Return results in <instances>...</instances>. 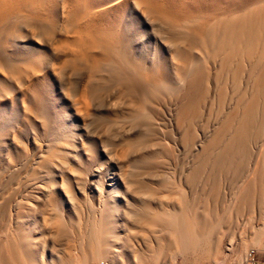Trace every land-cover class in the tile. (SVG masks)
<instances>
[{"label":"bare ground","instance_id":"1","mask_svg":"<svg viewBox=\"0 0 264 264\" xmlns=\"http://www.w3.org/2000/svg\"><path fill=\"white\" fill-rule=\"evenodd\" d=\"M174 1L0 0V111H4L8 105H15L17 99H20L26 114L24 97L29 89L43 86L48 75L51 77L52 74L59 75L61 82L66 81L68 84L69 81L73 82L72 92L77 91L80 95H86L89 91L94 92L95 106L99 107L98 109H105L108 113L115 115L128 108L129 111L132 110L135 118H140L144 114L141 109H144L146 116H143V124L141 120L139 121L145 125L144 131L149 130L143 134L146 135L147 142L144 147L146 146V149L148 147L149 152L146 154L143 151L145 154L141 158L150 159L163 155L166 159L171 148L169 142L173 140L165 135L163 127L168 130L165 122L170 124L173 122L178 127L177 131L181 132L180 140L175 139L174 145L175 143L179 145L182 151L189 152L193 149L195 151L197 161L192 174L202 170L204 166L206 168L207 165H211L215 170L217 167L229 169L233 166V173L242 177V185L235 196L238 210L246 206L254 194L257 197L264 186V0H247L243 7L232 8L229 11H214L201 18L194 17V8L185 10L179 8L177 12L173 11L171 4ZM130 2L135 3L143 15L147 14L157 23L167 26V36L161 37L164 40L160 38L164 47L161 51L166 53L163 57H158L154 45L147 44L148 33L128 34L124 32L126 30L120 29L123 12L127 11ZM27 42L35 46L34 60L28 56ZM138 47L142 49L139 53ZM110 81L112 87L107 84ZM101 84L106 87L103 92L99 88ZM161 90L170 92H167L168 100L166 99V103L163 104L161 116H158L148 103L158 100ZM175 90L179 92L176 93ZM161 95L164 98V95ZM73 103H76L75 109L80 111L78 104H85V99L79 97V101L74 99ZM156 104L158 101L154 103L155 106ZM202 108H207L209 115L215 110L213 122L218 121V124H215L216 127L212 131L209 128L202 130L200 132L202 135L199 136L191 124L203 116ZM2 122L0 120V134L2 132L0 174L6 175L7 178H4L9 180L14 175V169H18L16 168L18 164H21V167L25 165L23 163L25 157L12 152L14 136L12 133L3 132ZM157 127L162 131L163 142L157 139L160 137H153L157 135V130H154ZM52 131V135L45 139V148L40 146L39 163L55 166L60 178L59 183L63 184L69 181L76 171L74 163L80 159L82 152L63 150L61 140L65 139V135ZM7 132L10 131L7 129ZM131 132L129 128L128 135ZM251 144L254 149L253 159L250 167L245 170L242 165L249 155ZM93 166H96L92 169L93 175L99 171L97 173L99 181L95 186L100 188L96 192L103 199L99 204V216L93 215L90 224L81 225L89 228L80 227L84 230L89 229L88 241L84 243L81 255L74 257L75 261L79 262L80 257H85L93 249L103 250L100 249L101 246L106 245L108 246L104 247L106 250L95 256L102 260L105 257L110 258V262L116 263L115 259L124 253L122 254L123 248L121 249L118 244L119 238H114L116 237L114 234L120 230L119 228L128 231L131 228L129 225L137 226L138 221L153 230L157 227L168 230L174 237L171 240L179 244L178 250L181 247L183 249V245L190 246V243L198 242L199 235L204 236L207 243H212L211 225L203 220L204 214L209 210L205 212L204 209L201 211L195 208L191 212L192 210L186 208V203L189 202L186 197L180 198L177 200L178 203L174 204L169 203L170 201L167 203L164 198L155 201L153 196L156 190L159 189L162 193L169 191L166 187L168 178L156 182V187H149L147 183L148 189L145 188L141 193L137 192L140 196L138 200L126 196L120 199L119 186L122 179L120 172L110 167L103 168L99 163H93ZM89 170L86 165L83 168L81 166L78 184L90 180ZM44 172L43 177L47 179L43 181V187L50 181L57 184L53 178L54 172L51 170ZM217 185L214 182L212 186L217 189ZM90 188L91 191H95L92 185ZM37 193L36 199L40 200L41 194ZM64 195V205L67 207L68 203L72 204L74 196L70 193ZM160 196L165 197L166 194ZM200 201L194 200L195 203ZM261 207L258 205L257 208ZM22 208L26 209V212L22 211L24 214L14 217V233L7 237V240L4 239L5 244L9 242L10 245L11 239L13 240V245H17L19 251L12 244L11 247L16 248L17 252L13 250L18 253L17 256L21 257L23 263L42 264L39 262L38 238L43 225L42 227L28 225L30 222H36L40 214V205L27 207L22 205ZM133 208L136 211H133ZM130 214L136 217L135 224L129 222ZM140 224L141 228L145 227ZM9 230L7 227L8 232ZM106 232L109 233L108 236L113 233L114 237L110 239L111 235L103 237ZM159 232L161 233V230ZM160 233L157 232L155 236L157 244H161L166 238L159 236ZM229 242L231 244L232 239H229ZM166 243L168 244V241H165ZM95 246L99 247L95 249ZM153 246L151 244V247ZM155 248L157 249L156 245ZM96 252L99 251L96 250L91 255ZM52 258L51 256L48 259V263L53 264Z\"/></svg>","mask_w":264,"mask_h":264},{"label":"rangeland","instance_id":"2","mask_svg":"<svg viewBox=\"0 0 264 264\" xmlns=\"http://www.w3.org/2000/svg\"><path fill=\"white\" fill-rule=\"evenodd\" d=\"M98 1L99 0H96V2ZM246 1L247 0H175L174 3L171 4V9L177 12L179 8L184 10L186 8H194V17L201 18L214 11H229L232 8L243 7L246 5ZM126 10V12H123L120 21V29L126 30L124 32L128 34L140 32L148 33L147 44L154 45L158 51V57H163L166 53L161 51L164 47L160 38L164 35L167 36V26L163 23H157L147 14L143 15L133 2L128 4ZM170 35H172L171 32ZM161 40L164 39L161 38ZM27 44L29 45L27 51L28 56L31 60H34L35 46L29 42H27ZM132 46L135 47L134 45ZM141 50L142 49L138 47V53ZM69 84L66 81L61 82L59 75L52 74L51 77L48 75V79L43 86L29 89L27 95L24 97L26 114L23 111L24 107L21 106L20 99H17L15 105H8L4 111H0V120L3 121V132L8 134L12 133L14 136V144L11 149L12 152L15 155L17 154L18 156L25 157V159H23L25 165H22L23 168L21 164L17 165L16 168L18 169H14L15 172L12 176L13 178L11 177L9 179L10 181L5 179L7 178L6 175L0 174L1 264L23 263L20 260L21 257L17 256L18 253L16 252L19 251V247L13 245V240L11 239V244L17 248V251L15 250L16 248L11 247V244H8L9 242L7 244L10 247H7V244H5L6 238L14 233V217L24 214L22 211L26 212V209L22 208V205L25 207L40 205V214H38L36 222H30L28 224L30 226L39 225L41 227L43 225L38 238L40 241L38 245L40 254L39 262L42 264H50L48 263V259L51 256L53 257L51 260L53 264H75V262L77 264H96L102 260V258L99 259L100 257L95 255L106 250L105 248L108 247L106 245H103V247L101 246L100 249H103L101 251L98 250L99 246H95V249L98 248L96 250L99 252L91 255L96 251L93 249L89 251L85 257H80L79 262L75 261L74 258L81 255L83 245L88 241L89 229L84 230L80 227L87 223L90 224L93 221V215H96V217L99 216V204L103 199L102 196L96 192L97 189L100 188L95 186L99 181L97 177L99 171H96L94 175L92 174V169L96 168V166L92 167L93 163H99L103 168L107 169V167H110L120 172L122 178L119 186L120 199L126 196L138 200L140 196L137 192L141 193L145 188L148 189V186L156 187V182L168 178L166 183L168 186L166 187L169 193L166 191L162 193L159 189L156 190L153 196L155 201L157 199L163 200L164 198V201L167 200V203L170 201L169 203L174 204L178 203L177 200L179 201L180 198L186 197V200L189 201V204L186 203V208L190 211L192 210L191 212H193L195 208L201 211L205 210V212L209 210L204 214L203 220L211 225L210 235L212 236V243H207L205 237L199 235L198 242L190 243V246L189 244L183 245L184 248L181 249V247L180 250H178L179 244H175L174 240H171L172 238L174 239V237L170 235L171 233H169L168 230L166 231L165 228H162L163 231L161 227L160 229L157 227V229L155 228V232V229L153 230L150 226V228H147L148 226L146 227L144 224H140L139 221L137 223L136 217L130 214L128 216L130 221L127 220L133 224L136 222L137 226L128 224L129 227H131L128 231L122 228H119L120 230L117 229V231H119L114 234L116 237L112 235L113 233H110L111 236L109 235V237L107 235L109 234L108 232L102 235L103 237L106 235V238L108 236L109 239L112 236L114 238H119L118 244L121 246V249H124H122V254H124L120 255V258L115 259L116 263L114 264H217L221 260L237 262L243 258L245 251L250 247L257 249L260 261L264 262V211H261L264 210L261 207H264V203L261 202H264V186H262V190H260L261 193H258L260 196L257 194L256 197V194H254L252 197V200L254 199L253 201L251 200L246 206L237 210L238 202H236L237 199H235V196L243 180L240 175L233 173V166L229 169H224V167H220L219 169V167H217L215 170V168L212 169L211 165H207L206 168L204 166L202 170L192 174L193 166L197 161L196 155L194 154L195 151L194 149L193 151L189 150V152L182 151L181 147H178L179 145L176 143L174 145L173 141H175V139L176 141L177 139L178 141L180 140L179 137L181 136V132L177 131L178 127L173 122H171V124L165 122L168 126V130L161 125V128L163 127L164 129L163 132H166L165 135L173 140L169 142L172 150L170 148L168 153L167 149L169 157L167 156L168 158L166 157L165 159L164 156L161 155L153 156L154 158L151 157L150 159L149 157L143 158V160L141 156L149 152L148 147L147 149L145 148L146 146L144 147L147 142H145L146 135L143 136V134L144 132H149L148 129L144 131L146 127L142 125L144 122L143 116H146L145 110L141 109L144 114L142 113L143 115L140 118L136 117L137 119L132 114V110L129 111L128 108H126V112L123 110L115 115L108 113L105 109H98L99 107L95 106L96 96L94 92L89 91L86 95H80L77 91L72 92V84L74 83L69 81ZM107 84L109 87H112L111 81L107 82ZM99 88L101 92L104 91L103 89H106L103 84H101ZM160 92L159 97H157L158 100L156 99L158 101L156 106L154 105V103H157L156 100L152 102L153 105L152 103L150 104L151 101L148 103V106H151V109L154 108L158 116H161L160 112L164 109L163 104L168 100L166 97H169V93L167 92L170 91L161 90ZM175 92L178 93L179 91L175 90ZM161 94L164 95V98ZM79 97L85 99V104L79 103L80 111H77L74 107L76 103H73V100L76 99L79 101ZM202 109L204 110H201L203 116L201 115L202 117L200 116L191 124L192 129L196 131L199 136L202 135L200 133L202 130L209 128V130L212 131L214 127H216L215 124H218V121L216 123L213 122V116L214 113H216L215 110H212L211 112L213 113L209 115L207 108ZM140 122L142 124H140ZM174 125L175 128L177 127L176 129ZM129 128L132 130V132L129 133L130 135H128ZM7 129L10 132H7ZM52 130L65 135V139L61 140L63 143V146H61L63 150H81L82 152V156L77 160V163L80 161L79 164L74 163L76 164L74 168L76 171L73 173L70 180L63 184L59 183L60 178L55 166H50L42 162L39 163L40 146L45 148V139L52 135ZM154 130H157V135H153V137H160L157 139L162 141V131H160L158 127ZM138 132L141 134H138ZM1 135L2 132L0 136ZM250 147L249 155L242 165L245 170L250 167L253 159L254 149L252 148V144ZM147 159L148 161H146ZM15 164L17 163L15 162ZM84 165L91 170L88 171L90 180L88 182L85 180L78 184L77 178L80 174L81 166L83 168ZM45 170H51V172L55 173L53 178L56 180L57 184L50 181L43 187V181L47 179V177H43ZM192 175H194V177ZM209 182H211L212 185L214 182L215 184L217 183L219 191L218 188L215 189L211 184H208V186L207 183ZM37 184L39 185L37 186ZM90 184L92 187H95V191H91ZM128 184L130 185V189H128ZM37 192L41 194L40 200L36 199ZM65 193H70L74 196L72 204L68 203L67 207H65V201L63 200L65 198ZM160 194H166V196H160ZM196 196L201 197L197 198ZM259 198H261V201L259 200L258 202ZM195 199L201 200V203H195ZM257 204L262 209H258ZM256 208L258 210H256ZM16 211H21V213H16ZM133 211H136V209L133 208ZM121 212L122 209L120 210V214ZM260 212L263 213L260 214ZM261 222H263V224ZM117 224H120L119 218L117 219ZM139 224L142 225V227L145 226L143 227L144 229L141 228ZM7 227L10 229L9 232L7 231ZM160 230L161 233L159 232ZM157 232L158 234L160 233L159 236L167 238L164 239L162 242L163 244L155 243ZM90 234L92 235L91 231ZM125 238L127 240H125ZM229 239H232L231 244ZM145 241H148V243H145ZM165 241H168V244H165ZM151 244L154 245V248L156 245L157 249L151 247ZM210 247H212V250ZM13 249L16 252H14ZM97 260H99V262ZM102 261L110 262V258L105 257Z\"/></svg>","mask_w":264,"mask_h":264},{"label":"built area","instance_id":"3","mask_svg":"<svg viewBox=\"0 0 264 264\" xmlns=\"http://www.w3.org/2000/svg\"><path fill=\"white\" fill-rule=\"evenodd\" d=\"M15 264H21V263H15ZM96 264H113V263H111L109 261H102V262H99ZM217 264H264V262L260 261V259L258 257L257 249L254 247H250L245 251L243 258L240 261L228 262L227 260H221Z\"/></svg>","mask_w":264,"mask_h":264}]
</instances>
